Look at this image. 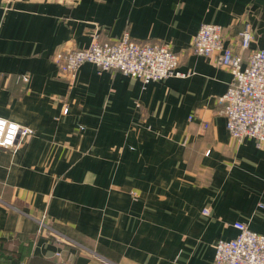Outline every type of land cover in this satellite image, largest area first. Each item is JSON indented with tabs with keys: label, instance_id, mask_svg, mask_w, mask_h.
<instances>
[{
	"label": "crops",
	"instance_id": "crops-1",
	"mask_svg": "<svg viewBox=\"0 0 264 264\" xmlns=\"http://www.w3.org/2000/svg\"><path fill=\"white\" fill-rule=\"evenodd\" d=\"M203 23L244 60L264 48V0H0V117L34 131L0 149V264H213L236 221L264 233V145L230 135L232 72L192 50ZM126 31L184 75L85 63L70 80L52 60Z\"/></svg>",
	"mask_w": 264,
	"mask_h": 264
},
{
	"label": "built area",
	"instance_id": "built-area-1",
	"mask_svg": "<svg viewBox=\"0 0 264 264\" xmlns=\"http://www.w3.org/2000/svg\"><path fill=\"white\" fill-rule=\"evenodd\" d=\"M240 35L241 49H249L254 38L249 22L243 23ZM192 50L198 55H215L216 63L232 72V82L219 98L220 113L226 118L230 135L237 140L252 138L258 146L264 145V48L252 51L244 60L240 52L225 44L221 25L203 23L196 33ZM52 60L60 73L70 80L76 78L85 63L94 64L99 71L117 70L140 79L144 85L184 75L176 71L180 54L168 44L135 40L128 31L113 39L103 38L96 32L88 47L58 51ZM24 80H28L27 76ZM68 112L69 107L65 106L63 114ZM33 132V129L0 117V149L13 148L19 136L29 137ZM233 226L238 230L237 236L217 241L213 264H264V233L242 221H236Z\"/></svg>",
	"mask_w": 264,
	"mask_h": 264
},
{
	"label": "trees",
	"instance_id": "trees-1",
	"mask_svg": "<svg viewBox=\"0 0 264 264\" xmlns=\"http://www.w3.org/2000/svg\"><path fill=\"white\" fill-rule=\"evenodd\" d=\"M8 260H10L9 264H22V259L20 258V255L17 254V256H10L8 257ZM36 264H55L53 261H47V260H39Z\"/></svg>",
	"mask_w": 264,
	"mask_h": 264
},
{
	"label": "rangeland",
	"instance_id": "rangeland-1",
	"mask_svg": "<svg viewBox=\"0 0 264 264\" xmlns=\"http://www.w3.org/2000/svg\"><path fill=\"white\" fill-rule=\"evenodd\" d=\"M133 195H135V193Z\"/></svg>",
	"mask_w": 264,
	"mask_h": 264
}]
</instances>
